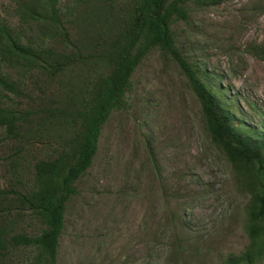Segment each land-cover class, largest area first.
<instances>
[{
    "label": "rangeland",
    "instance_id": "rangeland-1",
    "mask_svg": "<svg viewBox=\"0 0 264 264\" xmlns=\"http://www.w3.org/2000/svg\"><path fill=\"white\" fill-rule=\"evenodd\" d=\"M24 1L0 0V23L34 38L35 28L16 8ZM64 3L59 0L60 7ZM187 9L188 20L171 27L176 44L213 77L212 86L225 90L237 118L264 133V0H190ZM97 68L79 63L63 82L78 85ZM53 147L34 143L25 147V157H41ZM6 149L0 142V188L7 182ZM27 162L17 167L30 187ZM74 187L57 264H222L249 244V196L237 189L230 164L210 142L185 77L158 50L134 71L126 107L110 114L92 165ZM35 222L19 221L17 231L35 233ZM253 264H264V255Z\"/></svg>",
    "mask_w": 264,
    "mask_h": 264
},
{
    "label": "trees",
    "instance_id": "trees-1",
    "mask_svg": "<svg viewBox=\"0 0 264 264\" xmlns=\"http://www.w3.org/2000/svg\"><path fill=\"white\" fill-rule=\"evenodd\" d=\"M189 2L65 0L60 7L59 0H25L16 8L35 28L34 38L0 23V142L7 147L0 264H57L66 204L77 194L74 184L92 165L103 126L112 112L126 107L131 77L153 50L180 69L200 104L210 142L230 164L237 189L249 196V244L222 264H253L264 255V133L237 118L225 90L212 86L213 77L176 44L171 27L188 20ZM79 63H95L97 72L78 85L63 82L64 73ZM48 142L54 143L49 153L25 157L26 146ZM26 160L30 187L17 167ZM13 212L20 220L15 222ZM26 218L36 220L37 232L17 231Z\"/></svg>",
    "mask_w": 264,
    "mask_h": 264
}]
</instances>
